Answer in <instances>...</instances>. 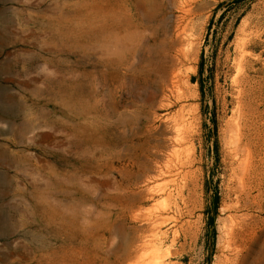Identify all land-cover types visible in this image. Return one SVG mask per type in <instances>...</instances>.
I'll list each match as a JSON object with an SVG mask.
<instances>
[{
  "label": "rangeland",
  "instance_id": "1",
  "mask_svg": "<svg viewBox=\"0 0 264 264\" xmlns=\"http://www.w3.org/2000/svg\"><path fill=\"white\" fill-rule=\"evenodd\" d=\"M81 254L264 264V0H0V264Z\"/></svg>",
  "mask_w": 264,
  "mask_h": 264
},
{
  "label": "bare ground",
  "instance_id": "2",
  "mask_svg": "<svg viewBox=\"0 0 264 264\" xmlns=\"http://www.w3.org/2000/svg\"><path fill=\"white\" fill-rule=\"evenodd\" d=\"M184 32V31H183ZM259 34V33H258ZM183 35V34H182ZM245 35V34H244ZM253 36V35H252ZM183 37V36H182ZM244 38V37H243ZM248 38V37H247ZM246 38V39H247ZM243 40H245V39H243ZM250 44V43H249ZM242 45V44H241ZM244 46V45H243ZM182 52H183V50H181ZM178 54V53H177ZM248 62V61H247ZM239 63V62H238ZM174 79V78H173ZM171 136V135H170ZM174 147V146H173ZM165 162V161H164ZM163 162V163H164ZM166 163V162H165ZM168 165V164H167ZM169 166V165H168ZM254 166V165H253ZM162 172V171H161ZM83 234H85V233H83ZM91 238V239H90ZM90 240H92V241H95L94 240V236H90V235H86V236H84V235H82L81 237H80V242H79V244H81V245H87L89 242H90ZM92 243V242H91ZM96 243V242H95ZM94 245H96V244H94ZM81 247V246H80ZM88 248V247H87ZM81 249V248H80ZM75 252V251H74ZM79 252V251H78ZM81 252V251H80ZM82 252H83V250H82ZM77 253V252H76ZM75 253V254H76ZM84 253V252H83ZM86 253V252H85ZM92 253H94V252H92ZM123 253H124V251H123ZM72 254V253H71ZM79 254V253H78ZM72 255H74V254H72ZM77 255V254H76ZM84 255V254H83ZM85 255H88L87 253L85 254ZM84 255V256H85ZM96 256V258H97V255H95ZM106 256V255H105ZM72 257V256H71ZM81 257H82V254H81ZM89 256H86V258H83V262L81 263L80 262V264H96V261L94 262L93 261V259L91 260V258H88ZM91 257H94L93 255L91 256ZM74 258V257H73ZM76 258H78V257H76ZM108 258V257H107ZM70 260V259H69ZM71 260H73V259H71ZM70 260V261H71ZM91 260V261H90ZM95 260V259H94ZM98 260H99V258H98ZM56 261V260H55ZM55 261H53V262H55ZM79 261H80V258H79ZM101 261H102V258H101ZM103 261H104V259H103ZM72 262V261H71ZM100 263V262H99ZM106 263H107V261H106ZM120 263V262H119ZM122 263H124V261L123 262H121V264ZM53 264H55V263H53ZM57 264V263H56ZM98 264V263H97ZM104 264V263H103ZM138 264V263H137Z\"/></svg>",
  "mask_w": 264,
  "mask_h": 264
}]
</instances>
